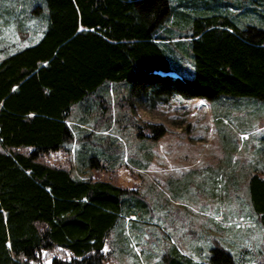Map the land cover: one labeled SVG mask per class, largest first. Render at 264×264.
<instances>
[{
  "label": "trees",
  "instance_id": "16d2710c",
  "mask_svg": "<svg viewBox=\"0 0 264 264\" xmlns=\"http://www.w3.org/2000/svg\"><path fill=\"white\" fill-rule=\"evenodd\" d=\"M43 1L37 40L0 58V264H99L119 216L146 202L95 155L85 177L49 159L69 148L71 105L93 96L101 108L97 120L109 118L110 106L96 93L106 80L125 81L122 102H114L128 109L132 101L152 105L173 94L264 100V27L238 26L223 13L185 16L200 7L191 1L177 0L173 8L168 0ZM181 15L189 32L168 48L176 50L172 62L160 41L169 40L168 25L179 27ZM129 124L137 137L162 133L159 125L130 118ZM246 189L264 256L262 170L249 173ZM161 259L158 264H236L216 240L205 261L175 245Z\"/></svg>",
  "mask_w": 264,
  "mask_h": 264
},
{
  "label": "rangeland",
  "instance_id": "374dc122",
  "mask_svg": "<svg viewBox=\"0 0 264 264\" xmlns=\"http://www.w3.org/2000/svg\"><path fill=\"white\" fill-rule=\"evenodd\" d=\"M176 1L168 0V5L173 8ZM186 1L199 2L200 7L185 16L223 13L238 26L264 27V0L181 4ZM44 14L43 0H0V56L35 41ZM178 20L179 27L168 25L169 40L160 41L172 62L176 50L168 48L189 32L185 17ZM123 84L106 80L98 87L96 93L110 106L109 118L103 121L97 120V98L72 104L67 117L73 134L69 148L49 157L67 163L73 176L85 177L92 173L89 156L95 155L115 173L119 185L146 202L134 214L119 216L105 239L106 256L99 264H158L170 245L192 260L205 261L214 240L236 264H264L260 225L246 189L249 173L264 172V100L173 94L152 105L132 101L128 109L114 102L125 93ZM129 118L159 125L162 133L152 139L137 137Z\"/></svg>",
  "mask_w": 264,
  "mask_h": 264
},
{
  "label": "crops",
  "instance_id": "0c3cea01",
  "mask_svg": "<svg viewBox=\"0 0 264 264\" xmlns=\"http://www.w3.org/2000/svg\"><path fill=\"white\" fill-rule=\"evenodd\" d=\"M42 26H43V25H42ZM43 27H44V26H43ZM43 27H42L41 31L43 30ZM41 31H40V34H41ZM40 34L38 35V37L40 36ZM36 40H37V39H36ZM36 40H35V41H36ZM35 41H32L31 43H28V45H29V44H32V43L35 42ZM23 46H24V45H23ZM23 46H22V47H23ZM10 52H12V51H10ZM10 52H8V53H10ZM3 56H4V55H3ZM3 56H0V58L3 57ZM66 121H67V120H66Z\"/></svg>",
  "mask_w": 264,
  "mask_h": 264
}]
</instances>
